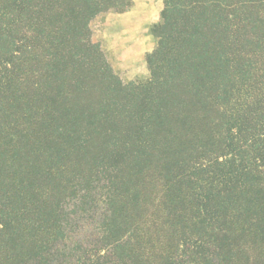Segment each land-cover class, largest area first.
Here are the masks:
<instances>
[{
	"label": "rangeland",
	"instance_id": "rangeland-1",
	"mask_svg": "<svg viewBox=\"0 0 264 264\" xmlns=\"http://www.w3.org/2000/svg\"><path fill=\"white\" fill-rule=\"evenodd\" d=\"M6 7L0 200L52 215L45 264H264L260 239L198 263L168 248L264 196V0H16L14 47ZM131 234L154 251L132 253Z\"/></svg>",
	"mask_w": 264,
	"mask_h": 264
},
{
	"label": "trees",
	"instance_id": "trees-1",
	"mask_svg": "<svg viewBox=\"0 0 264 264\" xmlns=\"http://www.w3.org/2000/svg\"><path fill=\"white\" fill-rule=\"evenodd\" d=\"M5 3L7 7L3 14L4 23L2 30L7 37H10L9 44L11 47H14L16 43L13 40L12 34L15 35L18 29L16 28V24H14L16 19L13 15H11L9 6L11 4L15 5L16 0H5ZM97 4L98 3H94L92 7L90 6V10H97ZM191 36L187 35L188 38ZM211 36H213L212 32ZM210 44L211 49L208 53V58L210 60L209 67L215 72H219L220 75H223V67L220 60L211 52L214 45L213 41H211ZM218 45L222 46V43H219ZM3 50L7 51L8 49ZM179 52L182 51L179 50ZM13 57L14 56L12 55L10 57L8 52H1L0 68L3 69V65H5L7 66L5 69L6 72L11 71V68L13 67ZM184 66H186V63L183 61L174 63L175 69H181ZM190 67L184 69L182 74L180 76H176V78L181 77ZM5 78H10V75L8 73L0 75V80H5ZM153 81H155V79L152 80V82ZM200 94L203 97L204 103L205 100L208 99V102L212 107H221L220 91L211 95L210 98L208 96L209 92L206 90L201 91ZM172 106L173 108L176 107L175 105ZM4 193V197L7 199L5 202L0 200V203L2 206L9 205L12 207L13 218H10V213H4L3 209L0 210V221H2L0 222V264H6L7 262V264H22L31 260L32 255L35 256L33 258L34 261L38 260V264H45V262H43L45 259L43 250L45 242H48V240H44L45 237L39 236L48 235L47 227L51 226L49 221L52 215H49V213H42L41 210L36 207H26L21 204H13L17 200L16 196L9 195L7 190H5ZM257 202L258 203L255 207L256 213H252V205L248 201L239 203L232 208L223 207L221 211H217L221 218L220 222L207 223L204 227H196L198 234L205 233L209 236L207 241H204L201 238H196L195 240H186L181 238L179 241L169 244L168 248L171 250V256L177 255L182 257L187 255L198 263L204 255L197 254H202V251L211 248H217L218 253H222L225 248L227 249L226 252H230L231 254L239 251V248L242 247L243 244L240 240L246 243L247 248L251 249V247L247 245L248 242L253 244L256 241L259 243L260 240H264V196L258 195ZM248 203L251 207H248ZM203 212L204 211L197 216L198 220L202 216ZM252 215H254L253 218ZM3 219H5V221H3ZM209 220H211V218ZM34 223L39 224L35 227H31ZM191 236L193 237L196 235ZM211 236L215 237L218 241H212ZM135 237L137 236L131 234L128 236L127 241H125V247L129 248L132 253L142 254L154 251V243L157 239L156 237L149 238L147 240ZM122 245L123 241L118 242L114 248L121 247ZM171 259H173V257H171ZM89 261V264H96L93 260Z\"/></svg>",
	"mask_w": 264,
	"mask_h": 264
}]
</instances>
